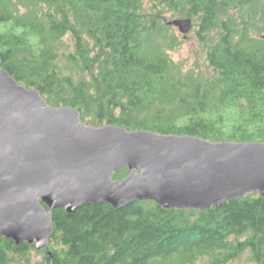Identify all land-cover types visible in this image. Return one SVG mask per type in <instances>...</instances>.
<instances>
[{
	"label": "trees",
	"instance_id": "trees-1",
	"mask_svg": "<svg viewBox=\"0 0 264 264\" xmlns=\"http://www.w3.org/2000/svg\"><path fill=\"white\" fill-rule=\"evenodd\" d=\"M149 7L0 0L2 67L89 124L264 142V0H152ZM171 18L196 20L208 75L185 73L169 56L178 42ZM52 223L40 264H230L245 255L264 264V200L256 193L207 211L87 204L53 211ZM32 249L1 238L0 264L27 261Z\"/></svg>",
	"mask_w": 264,
	"mask_h": 264
},
{
	"label": "water",
	"instance_id": "water-1",
	"mask_svg": "<svg viewBox=\"0 0 264 264\" xmlns=\"http://www.w3.org/2000/svg\"><path fill=\"white\" fill-rule=\"evenodd\" d=\"M167 25L186 35L192 20ZM122 169L128 174L114 179ZM254 193L264 200V142L82 122L77 109L51 106L37 89L21 85L0 57V239L47 250L56 210L153 202L207 211Z\"/></svg>",
	"mask_w": 264,
	"mask_h": 264
},
{
	"label": "rangeland",
	"instance_id": "rangeland-1",
	"mask_svg": "<svg viewBox=\"0 0 264 264\" xmlns=\"http://www.w3.org/2000/svg\"><path fill=\"white\" fill-rule=\"evenodd\" d=\"M152 0H143L144 7L150 9V4ZM175 18H171L173 20ZM177 19V18H176ZM184 19V18H182ZM192 20V29L186 35L181 34L177 27H173L172 31L177 37V44L172 50L169 51V56L172 60L177 63L185 73H190L192 75L205 76L210 73V69L206 62V49L203 44H201L195 34L196 30V20ZM69 42V38L66 39ZM83 122V121H82ZM88 122V121H84ZM35 248L32 249L28 256L27 261L14 263V264H40L43 261V255L39 253ZM230 264H251L248 259V255H245L239 259H234L230 261Z\"/></svg>",
	"mask_w": 264,
	"mask_h": 264
}]
</instances>
